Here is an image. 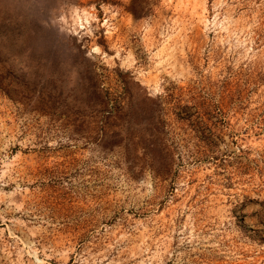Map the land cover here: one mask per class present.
<instances>
[{
	"label": "rangeland",
	"instance_id": "374dc122",
	"mask_svg": "<svg viewBox=\"0 0 264 264\" xmlns=\"http://www.w3.org/2000/svg\"><path fill=\"white\" fill-rule=\"evenodd\" d=\"M0 264H264V0H0Z\"/></svg>",
	"mask_w": 264,
	"mask_h": 264
}]
</instances>
